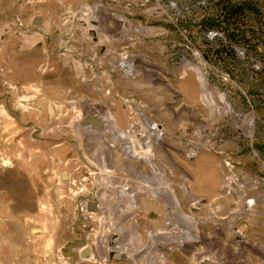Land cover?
Here are the masks:
<instances>
[{"label":"rangeland","instance_id":"1","mask_svg":"<svg viewBox=\"0 0 264 264\" xmlns=\"http://www.w3.org/2000/svg\"><path fill=\"white\" fill-rule=\"evenodd\" d=\"M231 1L248 8L232 39L209 0H0V264H97L79 252L78 203L106 190V169L144 171L110 122L88 125L106 111L122 131L140 114L163 131L145 172L192 219L190 242L158 246L155 264H264V0ZM139 204L127 229L144 241L166 213Z\"/></svg>","mask_w":264,"mask_h":264},{"label":"built area","instance_id":"2","mask_svg":"<svg viewBox=\"0 0 264 264\" xmlns=\"http://www.w3.org/2000/svg\"><path fill=\"white\" fill-rule=\"evenodd\" d=\"M122 63L127 65V69L120 66ZM119 66L125 73H132V65L126 62V57H120ZM106 112L112 121L106 120L105 116L94 117L91 119H95L99 123V127H95L91 122L88 125L93 131H100L102 128H106L110 122L116 137L119 133L124 135L123 139L117 138L125 141V159L127 160L128 155L136 158L144 165V171H138V174L135 175L138 179L137 183H130L131 180L126 181V178L123 177L119 179L115 172L108 169L105 170L107 175L98 172L99 178L107 183L106 190L100 191L102 194L98 196L94 194V199L81 200L77 205L82 223L87 226L90 225V244L79 252L88 261H94L97 264L129 260L135 256L138 257V263L144 261L145 264H155L154 260L161 255L158 252V246L170 248L183 246L190 242V235L193 230L192 219L188 215L181 217L178 215L180 202L166 177L159 172H151L149 176L145 172L148 169L154 171L151 148L164 136L159 126L155 123H149L144 116L141 118L140 114V117L131 116L126 128L122 131L117 127L116 119L112 117L110 111ZM129 114L137 115L132 109H129ZM128 137H132L135 144L128 142ZM115 145L116 143L113 141L110 142L109 147L112 148ZM127 175L129 172L123 174L126 177ZM72 184L75 186L74 181ZM82 191H86L85 187L79 189V192ZM144 198L161 205L166 217L162 228L156 232L146 231L145 240L142 241L139 234L127 229V224L133 223V227H136L139 203ZM199 205H201L200 202L192 204V206L198 207ZM107 224L117 227V231H113L109 235H102L95 230V228ZM160 234L165 235L162 237L164 242L158 243L156 239ZM97 260L101 262H97Z\"/></svg>","mask_w":264,"mask_h":264},{"label":"trees","instance_id":"3","mask_svg":"<svg viewBox=\"0 0 264 264\" xmlns=\"http://www.w3.org/2000/svg\"><path fill=\"white\" fill-rule=\"evenodd\" d=\"M213 5L216 7H219V11L223 15L222 23L224 24L222 28L225 36L227 38L232 39V33H230V27L231 23L229 22L230 18H233L234 16H240L241 13L244 10H248V8L245 9L244 4L242 3H235V1L231 0H209ZM221 6V7H220Z\"/></svg>","mask_w":264,"mask_h":264},{"label":"water","instance_id":"4","mask_svg":"<svg viewBox=\"0 0 264 264\" xmlns=\"http://www.w3.org/2000/svg\"><path fill=\"white\" fill-rule=\"evenodd\" d=\"M41 23H42V20H41L39 17H37V18L35 19L33 25H34V26H40ZM90 121L92 122V125H94V126L97 127V128L99 127V123H97V121L92 120V119H91ZM90 121H89V122H90ZM204 264H210V263L205 262Z\"/></svg>","mask_w":264,"mask_h":264},{"label":"bare ground","instance_id":"5","mask_svg":"<svg viewBox=\"0 0 264 264\" xmlns=\"http://www.w3.org/2000/svg\"><path fill=\"white\" fill-rule=\"evenodd\" d=\"M105 118H106V120H110V121H112L110 118H109V115L106 113L105 114ZM92 120H94V119H92ZM96 121V120H95ZM91 122V121H90ZM98 123V122H97ZM91 124H92V122H91ZM135 155V154H134Z\"/></svg>","mask_w":264,"mask_h":264}]
</instances>
